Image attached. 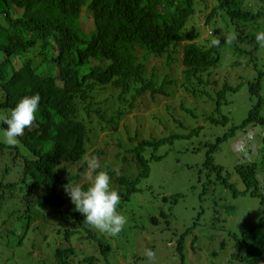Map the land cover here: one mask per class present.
<instances>
[{
    "label": "trees",
    "instance_id": "1",
    "mask_svg": "<svg viewBox=\"0 0 264 264\" xmlns=\"http://www.w3.org/2000/svg\"><path fill=\"white\" fill-rule=\"evenodd\" d=\"M209 1L0 0V108L11 111L25 95L39 93L42 98L36 122L16 145L0 139V264H112L109 258L119 255L126 264H157L151 226L160 230L158 239L171 238L174 262L190 264L187 256L198 250H205L207 261L221 253L205 249L210 240L200 242L198 231L209 223L212 229L231 231L220 242L221 250L233 241L231 264H264V147L258 160L251 159L259 147L253 144L258 134L254 128L264 125V47L255 39L264 31V0H214L206 21L215 36L201 41L199 26L192 21ZM85 9L94 18L90 31L82 25ZM214 39L220 40L219 47L211 44ZM182 45L181 83L170 73L158 81V72L137 54V48H145L167 62L176 61ZM223 65L228 69L219 71ZM166 85L174 87L172 92L181 88L184 94L207 96L214 112L195 126L174 117L171 132L169 121L157 119L152 124L158 122L166 135L152 132L141 138L139 125L132 122L133 128L127 118L121 119L141 109L146 99L172 95ZM238 96L251 99L252 105L236 125L225 106ZM179 104L195 119L203 114L187 107L184 99ZM173 107L167 104V111L175 112ZM105 127L110 131L102 140L96 129ZM250 127L249 145L234 146L239 130ZM121 138L133 148L110 154L107 146L123 142ZM96 141L104 146L96 147ZM230 146L239 149L233 165L228 157L235 150L226 152ZM90 152L121 193V211L141 191L153 163L163 166L169 156L168 172L195 183L190 194L196 204L189 209L181 204L187 195L182 192L163 195V202L172 201L168 211L156 209L145 224L137 213L129 217L122 212L127 223L119 234L99 233L75 211L63 188L70 181L88 185ZM198 154H203L202 161ZM223 188L232 191L231 202L220 195ZM244 196L259 199L261 207L257 223L238 233L229 223L240 208L234 198ZM209 214L210 220L205 219ZM123 234L135 245L119 242ZM146 249L154 252L153 258Z\"/></svg>",
    "mask_w": 264,
    "mask_h": 264
},
{
    "label": "rangeland",
    "instance_id": "2",
    "mask_svg": "<svg viewBox=\"0 0 264 264\" xmlns=\"http://www.w3.org/2000/svg\"><path fill=\"white\" fill-rule=\"evenodd\" d=\"M198 1V0H196ZM215 1L210 0L209 1V7L201 11L199 14V18H195L192 23L194 25L199 26V31H200V40H204L205 36H210L214 35V27L212 24L207 23L206 21V16L210 15V11L212 10L211 8L214 7ZM218 15V11L216 16ZM82 25L86 31H90L94 28V18L92 17L91 11L89 9H85L84 13L82 15ZM213 28V30H212ZM223 34L227 32V30L222 31ZM179 54L176 55V61H169L167 62L166 57H160L157 56L155 53H152L150 51H147L145 48H137V54L141 61L146 63L148 65V69L152 68L156 70L158 73V81H160V77L164 76L165 73H170L173 77H177L179 83H181L182 80V53H183V45L179 47ZM4 58V54L0 52V61ZM18 62V61H17ZM20 64V63H19ZM15 67V64H12V66L9 67V71L12 72L13 68ZM19 67V66H18ZM228 69L225 65L219 66L218 70L219 71H224ZM218 76V75H217ZM223 76V75H222ZM163 80V77L161 78V81ZM222 81V79H221ZM222 83L218 84L220 87ZM212 88V86H209ZM167 88V85H166ZM174 87H168L167 89L172 92ZM183 89V88H182ZM209 89V88H208ZM184 90V89H183ZM185 91V90H184ZM3 90L0 88V99L3 97ZM172 95H158L159 97L157 98L158 101H151V98L148 100L146 99V104L144 103L140 106L141 109L133 110L132 112L129 113V115H125L121 121L126 119L127 122L132 125L133 128H135L136 125L131 124L132 122L134 124L139 125V128L142 130V136L141 138L144 137H149L150 134L153 132L155 136H164L166 135L165 132H162L163 128H161L158 124V122H155L152 124L155 120L157 119H162L168 122V132H171L176 129V123L173 124L172 120L174 117L179 116V119L185 122V124H192L193 126L197 124H203L204 117L209 113H213L215 107L211 105L210 101H208L207 96H193L191 94H184L183 91H181V88H178V90L173 91ZM131 94L128 95L130 98ZM180 99H184L185 104L187 107H191L192 109L198 110L199 113H203L202 115H199L196 119L189 113H187L185 110H181V104ZM140 101V102H139ZM141 99L138 100L139 104L141 103ZM117 103V102H116ZM118 103H121L120 101ZM167 104H172L173 109L175 110L172 112L167 111ZM119 105V104H118ZM252 105V100L251 99H246L243 96H238V97H233L232 101L225 106V109L229 112V116L232 118V122L235 123L236 125H239L244 118L248 115L249 109ZM122 106V105H121ZM226 111V112H227ZM11 111L9 109H4L0 108V114H8ZM134 120V121H133ZM124 124V123H123ZM108 125V124H107ZM229 127V126H228ZM227 127V128H228ZM252 127L248 129H240L238 132V135H236L233 139L232 144L235 145H240V147L243 149L247 145H249V132H252L251 130ZM258 131V134L253 137V144H256L258 147L257 151H253L251 153V159L252 160H258L257 156L258 153L261 151V149L264 147V125L259 126L254 128V130ZM97 132L99 133V136L102 140L105 139V134H108L110 131L109 127H105L104 129L101 130V128L96 129ZM131 133L133 135L135 134L133 132V129H130ZM181 129L177 127V131H180ZM251 130V131H250ZM3 131L4 127L0 126V139L3 140ZM126 134V133H124ZM168 134V133H167ZM119 140H123L122 138ZM117 143H113L111 145L107 146V149L109 150L110 154L119 152V151H124V149L128 148H133V143L131 144L128 142L125 144L124 140L123 142L121 141H116ZM104 146V143L100 141H96V147ZM95 148V147H94ZM232 150H235V152H232L230 154V157H228V160L230 164H234L236 162V159L238 158V155L236 154L239 149H236L233 146L226 147V152H231ZM241 150V149H240ZM245 150V149H244ZM203 154H198L197 158L198 161L203 160ZM226 157V154H225ZM91 158H97L92 152L89 153V159ZM109 159V156L106 157V160ZM172 156H169V159L165 161L163 166H160V164L156 161L153 163L154 165V170L152 174L148 177L143 179L141 182V191L137 193L134 196V200L131 201L126 207L122 208V212L125 215H128L129 217L134 214L136 215L137 218H140L139 223H144L148 222L147 217L150 215H154L156 209L160 210V208L165 209L166 211L169 210V206L172 204V201L170 204L167 202L162 201V196L163 195H173L177 194V192H182L187 195H190L188 197L187 195L183 198V202L186 203L188 209L192 207V205L196 204L192 200V196L190 194V191L193 190V188H197L191 178H187L182 176L181 174H174L170 173L168 171H171L172 166L169 165L172 161ZM264 158H262L260 161H262ZM117 165V163H115ZM157 167V169H156ZM133 173L131 172V175ZM239 181V180H237ZM239 189L241 188V185L239 184ZM142 189H144L142 191ZM220 195L226 199L228 202L232 201L233 194L230 189L223 188L222 191L220 190ZM233 203L238 204L240 206L239 212L233 216L231 219V223H229L232 228L237 231L238 233L242 231L249 230L252 228L258 221L259 219V207L260 201L259 199L252 197V196H244V198H234ZM142 204V206H141ZM187 209V208H186ZM208 211V209H207ZM206 211V212H207ZM205 214V212H204ZM205 219L210 220L211 214L205 215ZM136 221V220H135ZM151 226V225H150ZM206 225L202 226L201 228H205ZM152 238L155 243V248L156 251L159 253L157 260V264H180L177 263L176 261L174 262V258L171 255V251L173 250L172 244L169 243V240L171 238H167L165 236L161 237V239H158L160 236V230L156 228H152ZM231 231L227 230V228H221V229H212L211 224L209 223L205 229H201L198 231L199 236L201 237L200 242L205 243L207 240H210L208 242L207 246H205V249H208L213 251L214 249H219L221 251L219 257H214L212 256L210 260H204L203 256L206 257L205 250H198L197 254L190 253L189 257L187 256V263L190 264H231L229 262V255L231 254L230 247H232V242L229 241L225 244V248L220 250V242L223 239L229 238V233ZM133 234V233H132ZM110 236V235H109ZM211 239H208V238ZM174 239V238H173ZM161 240V242H158ZM118 241L123 243L126 242L127 244L132 243L135 245V241L131 240V237L126 234L120 235L118 238ZM203 248V246H201ZM130 251V250H129ZM230 251V252H229ZM208 256V253H207ZM197 257L196 262L192 263V259ZM213 260V263L211 262ZM109 261L112 264H126V262L122 259V256L119 255L117 257H110ZM227 261L229 263H227ZM105 262H103L104 264ZM141 264H153L149 261L146 263H141Z\"/></svg>",
    "mask_w": 264,
    "mask_h": 264
},
{
    "label": "clouds",
    "instance_id": "3",
    "mask_svg": "<svg viewBox=\"0 0 264 264\" xmlns=\"http://www.w3.org/2000/svg\"><path fill=\"white\" fill-rule=\"evenodd\" d=\"M228 42L235 37L226 38ZM255 39L260 47H264V31L256 33ZM220 40L214 39L211 44L220 46ZM39 93L25 95L8 114H0V126H5L3 142L9 146L16 145L18 138L24 135L27 128H31L37 120L41 106ZM87 163L88 185L70 181L63 186L65 193L75 206L87 225L99 233L115 236L119 234L127 223V217L122 214L121 193L113 187L112 177L106 170L101 169V163L91 158ZM146 256L151 259L154 252L145 250Z\"/></svg>",
    "mask_w": 264,
    "mask_h": 264
}]
</instances>
